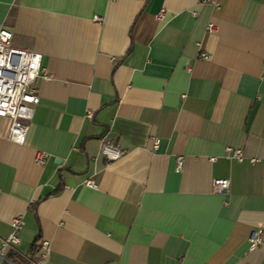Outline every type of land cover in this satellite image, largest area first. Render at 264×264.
<instances>
[{
	"label": "crops",
	"instance_id": "0c3cea01",
	"mask_svg": "<svg viewBox=\"0 0 264 264\" xmlns=\"http://www.w3.org/2000/svg\"><path fill=\"white\" fill-rule=\"evenodd\" d=\"M214 1L0 0L50 75L24 143L0 117V264H264V0Z\"/></svg>",
	"mask_w": 264,
	"mask_h": 264
},
{
	"label": "built area",
	"instance_id": "2783aa9c",
	"mask_svg": "<svg viewBox=\"0 0 264 264\" xmlns=\"http://www.w3.org/2000/svg\"><path fill=\"white\" fill-rule=\"evenodd\" d=\"M212 2L218 5L214 0ZM196 14V12H194ZM164 17V11L158 15V19ZM96 21H101L100 16H95ZM209 32L216 30L213 22L207 26ZM14 33L5 24L0 26V117L10 119L9 139L16 143H24L29 131V123L35 112V106L39 103L37 81L40 78H48L49 72L42 64V54L35 50H24L13 47L12 39ZM204 59H210L208 53L201 54ZM157 144V141H155ZM228 157L244 160L243 152L240 148L228 147ZM102 153L107 161L119 159L124 150L116 144L104 143ZM48 158V154L39 152L36 156V163L43 164ZM213 160V159H212ZM258 159L253 157L251 162ZM182 159H179L178 167L181 168ZM86 185L92 188H98V184L87 179ZM214 190L218 193H227L230 188L229 178H217L214 180ZM24 225L22 215L16 216L12 221L13 231L3 240V247L0 250V256L6 248H14L15 244L20 241L19 233ZM263 232L255 229L250 235L252 246L263 243ZM43 251L40 260L35 264H44L50 252V243L48 240L41 242Z\"/></svg>",
	"mask_w": 264,
	"mask_h": 264
},
{
	"label": "rangeland",
	"instance_id": "374dc122",
	"mask_svg": "<svg viewBox=\"0 0 264 264\" xmlns=\"http://www.w3.org/2000/svg\"><path fill=\"white\" fill-rule=\"evenodd\" d=\"M13 47H15L14 45H13ZM16 48V47H15Z\"/></svg>",
	"mask_w": 264,
	"mask_h": 264
}]
</instances>
